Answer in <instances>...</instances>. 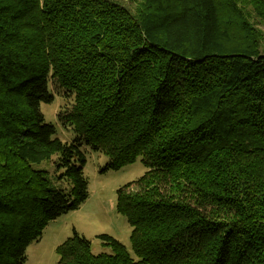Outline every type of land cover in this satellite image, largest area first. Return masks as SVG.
<instances>
[{"label": "trees", "instance_id": "trees-1", "mask_svg": "<svg viewBox=\"0 0 264 264\" xmlns=\"http://www.w3.org/2000/svg\"><path fill=\"white\" fill-rule=\"evenodd\" d=\"M83 147L142 157L116 206L137 259L74 231L57 264H264V0H0V264L88 197Z\"/></svg>", "mask_w": 264, "mask_h": 264}, {"label": "rangeland", "instance_id": "rangeland-1", "mask_svg": "<svg viewBox=\"0 0 264 264\" xmlns=\"http://www.w3.org/2000/svg\"><path fill=\"white\" fill-rule=\"evenodd\" d=\"M51 92L53 100L41 103L40 110L45 121L54 125V136L71 142L74 139L72 128L64 125L58 117L59 112L64 110L71 100ZM83 151L86 159L83 171L88 181V197L77 208L48 221L41 235L26 246L24 264H57L59 255L56 247L72 237L74 231L89 240L94 254L111 253V248L103 244L98 237L100 234H107L118 240L132 258L137 259L130 239L132 227L127 217L117 211L116 206L118 190L128 183H132L130 188L135 189L133 184L145 172L142 157L138 156L134 162L118 169H111L106 168V155L89 147H83ZM32 166L45 169L51 174L54 170L53 159L32 163Z\"/></svg>", "mask_w": 264, "mask_h": 264}]
</instances>
